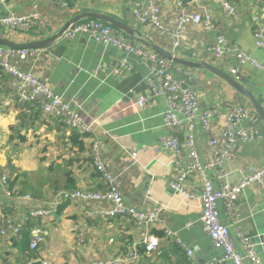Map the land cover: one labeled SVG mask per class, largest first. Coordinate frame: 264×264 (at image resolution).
Instances as JSON below:
<instances>
[{
	"label": "crops",
	"instance_id": "crops-1",
	"mask_svg": "<svg viewBox=\"0 0 264 264\" xmlns=\"http://www.w3.org/2000/svg\"><path fill=\"white\" fill-rule=\"evenodd\" d=\"M132 1L0 0V17L9 12L41 11L46 26L36 39L44 40L45 45L33 48L35 54L28 56L20 66L25 70L32 68L56 94L73 100V109L86 117L93 130L84 138L83 150L71 145L72 130L44 115L38 103L19 105L9 85L10 77L0 70V176L14 179V188H21L31 195V199L24 196L8 199L0 191V230L5 228L7 219H21L31 207L47 204L58 188L83 187L104 192L106 183L93 166L96 151L107 168L120 175V189L126 203L137 209L158 207L159 216L171 235H166L159 224L149 227L159 238V244L154 253L147 254L140 244L145 226L137 225L126 216L104 217L96 212L98 207L101 208L97 204L67 200L46 215L29 218L22 224L25 232L17 239L7 232L0 235V264H26L44 258L51 264H90L123 257L132 247L136 257L121 264H207L224 256L223 250L212 245L201 227L199 202L184 198L182 193L169 186L174 174V155L168 150L156 149L159 139L167 135H175L183 142L185 128L164 125L165 102L161 96L143 107L136 104L137 96L148 92L149 69L145 59L113 46H104L82 33L54 37L62 33L81 11L113 15L180 58L210 63L226 73L229 67L236 66L244 76L239 82L264 108V50L257 48L253 40V30L264 29V0H233L239 16L236 21L224 17L218 0H199L208 8L213 27L207 29L204 25L190 24L185 33L179 35L176 45L171 30L159 32L140 27L131 15ZM155 1L163 6L173 5V0ZM183 1L184 5L191 6V0ZM219 34H223L231 45L248 52L263 68L237 63L230 56L223 61H214L209 47ZM0 37L17 43L34 41L33 36L22 37L23 40L11 37L1 24ZM127 39L152 51L132 38ZM122 59H126V65L114 73V64ZM170 71L178 78L189 74L201 105L218 107L219 114L209 131L212 135L226 127V108L233 102L253 112L257 136L238 147L237 161L226 164L231 171V181L238 180L235 168L239 165L247 168L264 165V122L249 99L204 68L172 63ZM130 89L132 93H128ZM194 124L195 146L200 157L206 160L207 134L197 119ZM131 151L136 152L134 158L130 156ZM182 153L185 154V149ZM185 188L199 193L200 178H189ZM233 208L231 215L220 201V219L230 227L231 238L237 247L240 246L236 240L237 232L247 235L255 243L264 264V196L257 185L246 187ZM33 230L39 231L42 241L31 253L27 243ZM22 236L24 238L18 240Z\"/></svg>",
	"mask_w": 264,
	"mask_h": 264
},
{
	"label": "built area",
	"instance_id": "built-area-1",
	"mask_svg": "<svg viewBox=\"0 0 264 264\" xmlns=\"http://www.w3.org/2000/svg\"><path fill=\"white\" fill-rule=\"evenodd\" d=\"M130 4L131 15L140 27H150L159 32L171 30L176 37L175 45L178 44L179 35L185 33L190 24L204 25L207 29L213 27L208 8L202 6L199 0H191L189 7L184 5L183 0H173V5L167 6L160 5L155 0H133ZM218 4L226 19L239 20L233 0H218ZM0 24L7 29L11 37L16 36L22 39V37L33 36L35 41L45 28L46 20L41 11L33 9L27 13L9 12L0 17ZM77 33L85 34L89 39L102 43L104 46H113L125 53L142 56L149 69L148 92L137 96L136 104L143 107L152 99L161 96L165 102L164 125L169 128H185L186 139L183 142H179L175 135H167L159 139L156 149L157 151L168 150L174 155V174L169 186L182 193L184 198L195 199L199 202L201 227L208 234L212 245L224 252L222 259L213 260L207 264H262L256 252L255 243L247 235L237 232L236 240L240 244L237 247L231 238L230 227L220 219L219 213V202L222 201L227 212L232 215L233 203L250 185H257L264 196V165L248 166V168L246 165L237 166L235 170L239 177L236 182L231 181V171L226 167L227 163L237 161L238 147L257 136L258 131L254 125L251 109L233 102L226 108V127L212 135L209 131H211L213 120L219 114L218 107L201 105L189 74L182 78L175 77L170 71L172 67L170 61L154 51H146L132 44L121 31L99 20L72 22L57 35V38L72 37ZM253 40L257 48L264 50L263 28L257 27L253 30ZM209 50L214 61H223L230 56L237 63H249L258 69L263 68V65L255 61L248 52L231 45L223 34L215 37ZM34 54L33 48L13 49L0 46V70L10 77L9 85L17 103L21 106L38 103L44 115L57 119L69 130L89 135L93 131L92 125L78 109H73V100L56 94L51 85L40 79L32 68L27 70L21 68L20 63ZM126 63V59L115 63L113 72L118 73L120 67L125 66ZM228 74L237 81L244 79L236 66L229 67ZM132 91L130 89L128 93ZM196 119L207 134L208 155L206 160L200 157L195 146L194 123ZM183 149H185V154L182 153ZM135 155L136 152L131 151L130 156L134 158ZM93 166L106 183L104 192L83 187L57 189L44 206L31 207L21 219H7L6 227L0 230V235L7 232L11 237H18L22 224L29 218L46 215L64 201H80L89 205L101 206L96 212L104 217L126 216L137 225L145 226L140 244L147 254L154 253L158 247L159 238L151 232L149 227L159 224L166 235H171L169 228L159 216L160 209L158 207L137 209L128 205L120 189V175L111 172L96 151L93 154ZM192 177L200 178L201 188L197 194L185 188V182ZM6 181L7 176L1 175L0 191L5 198L14 199L24 196L31 199L29 194L16 195V190L12 192L7 188ZM104 204L108 206L104 207ZM41 241L39 231L33 230L30 234V248L37 249ZM176 241L180 243L178 239ZM187 253L191 255L190 250H187ZM135 257V248L132 247L123 257L97 260L90 264H121L133 261ZM40 264H51V261L44 258L40 260Z\"/></svg>",
	"mask_w": 264,
	"mask_h": 264
},
{
	"label": "water",
	"instance_id": "water-1",
	"mask_svg": "<svg viewBox=\"0 0 264 264\" xmlns=\"http://www.w3.org/2000/svg\"><path fill=\"white\" fill-rule=\"evenodd\" d=\"M82 18H91V19H95V20H99V21L108 23L112 27H114V28H116L125 34H128V35L130 34V35L134 36L133 33L140 34V32L137 29H135L134 27L130 26L126 22L122 21L121 19H119L113 15L107 14V13L96 12V11H81L72 20V22H77V21L81 20ZM68 25L65 26L64 30L68 27ZM56 37L57 36H55L54 38H56ZM133 39L142 43L143 45L147 46L152 51L157 53L159 56L165 58L166 60H168L172 63L181 64V65H185L187 67H193V68H204L207 71H209L210 73L221 78L222 80L227 82L230 86L235 88L239 93H241L242 95H244L246 98L249 99L253 108L255 109V111L257 112L259 117L264 122V108L259 103V101L251 93H249L239 81L235 80L231 75H229L225 71L219 69L218 67H216L210 63L193 62V61H189V60H185L183 58H180V57L176 56L175 54L171 53L170 51L164 49L163 47H161L157 43L151 41L150 39H147L144 36H134ZM44 45H45L44 40H35V41H30V42H25V43H17V42L11 41L5 37H0V46H5V47L13 48V49L38 48V47H42Z\"/></svg>",
	"mask_w": 264,
	"mask_h": 264
},
{
	"label": "trees",
	"instance_id": "trees-1",
	"mask_svg": "<svg viewBox=\"0 0 264 264\" xmlns=\"http://www.w3.org/2000/svg\"><path fill=\"white\" fill-rule=\"evenodd\" d=\"M84 20H91V18H82L79 21H84ZM121 20L125 22V20H123V19H121ZM79 21H77V22H79ZM106 24H108V23H106ZM123 34H124V36L126 38H130V39L131 38L133 39L134 36H142V35L137 34V33H133L134 36H132L130 34L128 35V34H125V33H123ZM59 123L62 124L61 122H59ZM87 136H88V134L79 133L78 131L73 130L72 133H71V135H70V143H71V145H74L75 147H77L79 150H83L84 149V138L87 137ZM14 181H15L14 179L12 180V179H10V178L7 177L6 185H7V188L8 189L12 190V192H14L16 190V192H15V193H17L16 195H18V194L19 195H24V194H29L30 195L29 192H25L21 188L19 190L17 188H14ZM3 226L6 227V224H4ZM24 229H25V226L22 225L21 228H20V235L18 237H20L21 234L25 232ZM23 238H24V236H22L18 240H21ZM13 239H17V237H13ZM29 244H30V236L28 238L27 247H28V250L31 253H33V249L30 248ZM30 255H32V254H30ZM26 264H40V261L39 260H32V261L27 262Z\"/></svg>",
	"mask_w": 264,
	"mask_h": 264
},
{
	"label": "rangeland",
	"instance_id": "rangeland-1",
	"mask_svg": "<svg viewBox=\"0 0 264 264\" xmlns=\"http://www.w3.org/2000/svg\"><path fill=\"white\" fill-rule=\"evenodd\" d=\"M58 189H60V188H58Z\"/></svg>",
	"mask_w": 264,
	"mask_h": 264
}]
</instances>
